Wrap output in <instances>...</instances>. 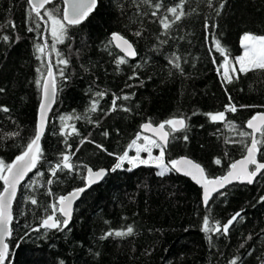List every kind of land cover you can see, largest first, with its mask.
<instances>
[{
	"label": "trees",
	"instance_id": "obj_1",
	"mask_svg": "<svg viewBox=\"0 0 264 264\" xmlns=\"http://www.w3.org/2000/svg\"><path fill=\"white\" fill-rule=\"evenodd\" d=\"M179 3L97 0L94 11L70 26L68 38L53 50L45 23L39 21L36 29L27 0H0V37H10L7 42L0 38V160L10 164L34 137L42 89L36 81L43 82L49 64L57 86L39 141L43 158L28 172L12 203L6 264H229L237 257V264H263L264 175L250 185L234 183L203 205L200 189L173 171L161 176L154 166L143 164L111 171L141 133L142 123L184 117L187 128L170 134L165 162L185 156L201 165L208 178L221 176L249 144L250 137L239 136L250 132L247 120L264 112V70L238 73L228 83L221 76L225 54L215 47L219 40L231 62L240 53L244 33L264 35V0H211V6L209 0H184L182 18L164 29L161 19L173 20L167 10ZM46 9L61 13V1ZM112 32L132 44L134 59L117 64L123 55L112 44ZM45 41L40 54L35 46ZM61 58L66 66L58 63ZM114 97L121 99L117 110L110 111ZM93 100H98L94 112ZM229 104L237 111L227 112L225 121L210 119L208 114L225 111ZM66 115L79 117L67 121L76 134H62L61 117ZM261 149L256 159L264 162V145ZM66 152L72 153L74 169L52 176L50 167ZM87 167L108 171L75 203L68 229L32 231L52 214L59 196L83 185ZM29 197L38 203L31 204ZM237 212L241 217L227 235L203 230L205 216L211 229ZM128 226L134 230L131 235L102 238Z\"/></svg>",
	"mask_w": 264,
	"mask_h": 264
},
{
	"label": "snow or ice",
	"instance_id": "obj_2",
	"mask_svg": "<svg viewBox=\"0 0 264 264\" xmlns=\"http://www.w3.org/2000/svg\"><path fill=\"white\" fill-rule=\"evenodd\" d=\"M28 2L31 13L35 14L34 19L37 21L35 25L36 29L40 28L39 21H43L45 23L46 30L50 31L51 37L54 41L51 46L53 50H55L56 43H63L65 39L68 38V28L70 26L78 25L84 21L89 16V14L94 11L97 5V0H64L66 7L63 9L61 14L59 9H46V6L49 5L52 0H28ZM144 2L151 3V0H144ZM209 4L211 6V0H209ZM183 5L184 0H180L179 4L167 10L172 14L174 19L170 21L168 16H164L160 21L164 29H168L171 27L172 23H175L182 18L184 15V12L182 11ZM161 6L162 5L159 3L155 4V8L157 9H159ZM221 7H223V5H221ZM41 10H44L43 14ZM217 14H219L218 11ZM153 15H156V13L153 12ZM45 16L47 17V20H45ZM12 27L14 28L15 25L13 24ZM33 30V28H29V31ZM137 35H140V33H137ZM0 38H2L5 42L10 39V37L6 35ZM111 40L112 42L116 43V47L120 48L121 51L125 53L124 56L118 58V65L126 63L127 56L136 55L132 44L119 33H112ZM241 44L244 48V53L243 55L235 58L236 64L239 65V68L237 69L236 65L233 64L229 69V61L226 50L221 46L219 40H217L215 43L216 49L225 54L224 78L228 83H230L234 78L238 79V73L246 74L254 70H264V35L244 33L241 37ZM46 46L47 41H45V44L43 45L37 44L35 46L36 51L40 54H43ZM57 55L59 56V53H57ZM176 59L178 60L179 58L177 57ZM58 63L66 66L68 61L61 58L58 60ZM171 63H173L175 67L179 68V64L176 63L175 60L171 61ZM37 71H40V69H37ZM229 71L231 72V75L229 74ZM60 75H64L63 71L60 72ZM36 83L38 85H41L42 83L44 100L40 105V119L35 135L27 143L24 151L19 156H17L12 163L6 164L3 160H0V181H3L4 184L3 191H0V264H6V261L9 259L11 254L8 240L13 234L11 227L14 220L12 202L16 196L17 185L21 180L24 179L28 172L37 167V164L43 158V151L40 147L39 141L44 133V125L47 123L45 113L50 108L57 91V86L53 78V71L50 64L47 70V76L43 79V82H41V80H37ZM96 95L98 97H103L104 93L101 92L97 93ZM119 99L121 98L114 97L110 111L117 110V100ZM123 99L128 100L129 97L124 96ZM229 99L231 98L229 97ZM97 104L98 100H93L90 111H96ZM123 110L129 111L127 108H124ZM3 111L8 110L4 108ZM236 111L237 107L235 105L229 104L225 106V111L215 114L210 113L208 115L213 122H222L226 120L227 112ZM72 119H79V117H74L72 115L61 117V121L63 122V127L61 130L62 134L69 135L77 133L75 126L67 123V121ZM228 125L233 129L235 128V125L230 121L228 122ZM166 126L169 128V131H165ZM141 127L144 130H149L156 133L158 135V140L152 139L151 137H144L146 144L143 146L137 145L136 141L134 140L132 143L133 145H136V155L129 156L128 152L125 151L122 155L118 156V162L115 164L114 168L111 169V171L121 168L125 161L131 164L132 167H136L138 164H154L160 169L157 174L161 176L165 175L169 171H183L185 175L191 176L194 180H196L197 183L202 185L204 190L203 202L205 205H207L210 198H212V194L218 192L219 189L224 188L226 184H229L234 180L240 181L242 183L252 184L258 176L264 175V162H258L256 159L257 153L262 150L261 146L264 145V113L254 115L250 120L247 121V128L251 129L250 132H239V136L241 137H250V143L246 147V156L242 160L232 163L226 175L212 179L205 175V170L201 167V165L194 163L187 158L171 160L169 163H165V146L168 143L170 134L187 128L186 119L184 117L170 118L155 127L149 121L143 124ZM68 129H71V132H68ZM9 135L16 136L19 135V133H11ZM105 135H107V133H105ZM184 139L187 140V136H185ZM81 143H83V141ZM147 145L159 148V155L152 156L151 148H149ZM67 147L70 149L71 145H67ZM142 151L148 152V159L141 158L140 153ZM71 155L72 153L70 152L61 153V159L49 169L52 176H55L58 171H63L66 169L71 172L74 169V165L71 163ZM215 163L220 164V160L217 159ZM249 166L254 167L250 169ZM107 171L108 170L105 169L93 171L91 168H88V175L85 178V186L74 190V192L67 197L60 196L58 198L59 207L57 208V206L53 204L52 214L45 216L41 220L40 225L37 228H33L32 231L39 232L40 229L64 231L65 229H68L72 217V201L84 193L93 184L103 179ZM38 175L41 174L38 173ZM47 183L51 184L52 180H48ZM260 199L264 201V197H261ZM29 200L33 205L38 203L34 197H29ZM57 211L60 214L59 216L56 215ZM240 217L241 213L237 212L223 225L217 221L215 227L210 229L208 227L209 217L205 216L203 220V230L205 232L212 231L227 235L230 231V227L235 222H237L238 218ZM133 231V228L128 226L126 230L110 231L105 234V237L102 238L112 235L118 237L131 235ZM25 235H27V233ZM248 239H251V237L249 236ZM241 247H243V245H241ZM238 259V257L233 258L229 264H237ZM60 264H64V262L61 261Z\"/></svg>",
	"mask_w": 264,
	"mask_h": 264
},
{
	"label": "water",
	"instance_id": "obj_3",
	"mask_svg": "<svg viewBox=\"0 0 264 264\" xmlns=\"http://www.w3.org/2000/svg\"><path fill=\"white\" fill-rule=\"evenodd\" d=\"M53 1H55V0H52V2H53ZM60 1H61V4H62V10H61V14H62V11H63V9L66 7V5H65V3H64V0H60ZM52 2H51V3H52ZM27 3H28V5H29L28 0H27ZM51 3H50V4H51ZM29 7H30V5H29ZM41 11H42V10H41ZM90 14H91V13H90ZM82 22H83V21H82ZM82 22H81V23H82ZM112 33H117V32H112ZM112 33L110 34V38H111V36H112ZM111 41H112V40H111ZM112 44H113V46H114L118 51H120V53H121L123 56L125 55V53L122 52L120 48L116 47V43H115V42H112ZM126 58H127V59H134L135 56H127ZM46 76H47V74L45 75V77H46ZM45 77H44V78H45ZM55 96H56V94H55ZM43 100H44V94H43V89H41V98H40V102H39V105H38L37 117H36V130H37V126H38L39 119H40V105H41V103H42ZM54 103H55V98H54L53 102L51 103L50 108H49V109L46 111V113H45V115H46V119H48L49 113L51 112V110H52V108H53V106H54ZM259 113H264V112H263V111H261V112H257V113H255L254 115H257V114H259ZM254 115H253V116H254ZM253 116H252V117H253ZM252 117H250L248 120H250ZM248 120H247V121H248ZM145 123H147V122L142 123L141 126H142L143 124H145ZM159 124H160V123H159ZM159 124H153V126L155 127V126H157V125H159ZM45 126H46V124L44 125V130H45ZM141 126H140V132H141V133L146 134V135H149V136H151L152 138L158 140V135H157L156 133H154V132H152V131H149V130H144V129H142ZM166 127H167V126H166ZM167 128H168V127H167ZM246 128H247V122H246ZM247 129H248V128H247ZM248 130L251 131V129H248ZM165 131H167L166 128H165ZM249 143H250V141H249ZM246 154H247V152H246V150H245L244 154H243L241 157H239L238 159L234 160L232 163H235L236 161L242 160V159L246 156ZM18 156H19V155H18ZM15 158H16V157H15ZM15 158L12 160V162L15 160ZM181 158H187V157H185V156H180V157L176 158L175 160H180ZM187 159H189V158H187ZM189 160H191V159H189ZM191 161H193V160H191ZM12 162H11V163H12ZM193 162H194V161H193ZM258 162H259V161H258ZM194 163H196V162H194ZM232 163H231V164H232ZM249 167H250V166H249ZM252 167H254V166H252ZM88 168H90V167H87V168L85 169L83 185L80 186V187L74 188V189L70 190L69 192H67L66 194L61 195V196H66V197H67V196H69L71 193H73L74 190H76V189H78V188H82V187L85 186V183H86L85 178H86L87 175H88V173H87V169H88ZM99 169H105V170H107L106 168H98V169H92V170H93V171H96V170H99ZM229 169H230V166L228 167V170H227L223 175H221V176H217V177H222V176L226 175V174L228 173ZM173 172L176 173V174H178L179 176H182V177H185V178L189 179V180H190L195 186H197V187L200 189V198H201L202 204L205 205L204 202H203V191H204V190H203L202 185L199 184V183H197L196 180H194L191 176H189V175H185L183 171H181V172L173 171ZM106 173H107V172H106ZM27 174H28V173H27ZM27 174L25 175L24 179L21 180L20 183L17 185L16 193H17V191H18L19 186L24 182V180H25ZM217 177H211L210 179H212V178H217ZM103 178H104V177H103ZM101 180H102V179H101ZM101 180H100V181H101ZM100 181H99V182H100ZM2 182H3V181H2ZM99 182H97V183H99ZM97 183H95V184H97ZM234 183H238V184H247V183H242V182H240V181H235V180H234V181H232L231 183L226 184V185L224 186V188L219 189L218 192L224 190L226 187H228V186H230V185H232V184H234ZM95 184H93L92 186H94ZM249 185H250V184H249ZM92 186H91V187H92ZM3 187H4V184H3ZM91 187H90V188H91ZM90 188H88V189H90ZM88 189H87V190H88ZM87 190H86V191H87ZM1 191H3V188H2ZM86 191H85V192H86ZM85 192H84V193H85ZM218 192H216V193H218ZM216 193H213L212 195H214V194H216ZM82 194H83V193H82ZM82 194H81L79 197H77L76 199H74V200L72 201V204H71L72 212H73V208H74L75 203L81 198ZM59 197H60V196H59ZM59 197H58V198H59ZM58 198L55 200V205L57 206V208L59 207V200H58ZM12 203H13V202H12ZM57 214L60 215L58 211H57ZM263 264H264V259H263Z\"/></svg>",
	"mask_w": 264,
	"mask_h": 264
},
{
	"label": "rangeland",
	"instance_id": "obj_4",
	"mask_svg": "<svg viewBox=\"0 0 264 264\" xmlns=\"http://www.w3.org/2000/svg\"><path fill=\"white\" fill-rule=\"evenodd\" d=\"M48 10H50V9H48ZM49 26H50V22H49ZM49 33H50V31H49ZM50 35H51V33H50ZM243 36V35H242ZM241 36V37H242ZM240 45H241V50H240V53L237 55V56H235V58L236 57H239V56H241V55H243V53H244V48L242 47V44H241V38H240ZM235 58L231 61V62H229V64H228V68L230 69L231 68V66L233 65V64H235L236 65V67H237V69L239 68V65L238 64H236V61H235ZM224 73H225V62L223 63V65H222V68H221V76H222V78L225 80V78H224ZM229 74H231V72L229 71ZM144 137H151V136H149V135H146V134H143V133H140L139 135H137L136 136V138L134 139L135 141H136V144L137 145H145L146 144V141L144 140ZM152 138V137H151ZM152 139H154V138H152ZM133 140V141H134ZM132 141V142H133ZM131 142V147H130V145L128 146V148H127V152H128V155L129 156H135L136 155V145H133V143ZM149 148H151V152H152V156H158L159 155V152H160V150H159V148H156V147H152L151 145H147ZM140 156H141V158H143V159H148V152H145V151H142L141 153H140ZM118 162V159H117V161H116V163ZM115 163V164H116ZM166 163V162H165ZM124 164H126V167H128V168H131L132 167V165L131 164H129L127 161H125L124 163H123V166L122 167H124L125 165ZM139 165V164H138ZM143 165H146V164H143ZM147 165H152V166H154L156 169H157V171L159 172L160 171V169L158 168V167H156L154 164H147Z\"/></svg>",
	"mask_w": 264,
	"mask_h": 264
}]
</instances>
